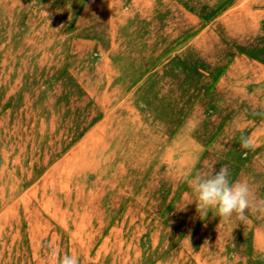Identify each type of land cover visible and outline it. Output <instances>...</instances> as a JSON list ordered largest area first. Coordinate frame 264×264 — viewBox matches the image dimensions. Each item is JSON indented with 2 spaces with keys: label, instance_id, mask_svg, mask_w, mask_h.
Returning <instances> with one entry per match:
<instances>
[{
  "label": "rangeland",
  "instance_id": "1",
  "mask_svg": "<svg viewBox=\"0 0 264 264\" xmlns=\"http://www.w3.org/2000/svg\"><path fill=\"white\" fill-rule=\"evenodd\" d=\"M224 165L264 198V0H0V264H264Z\"/></svg>",
  "mask_w": 264,
  "mask_h": 264
},
{
  "label": "clouds",
  "instance_id": "2",
  "mask_svg": "<svg viewBox=\"0 0 264 264\" xmlns=\"http://www.w3.org/2000/svg\"><path fill=\"white\" fill-rule=\"evenodd\" d=\"M242 147L251 148L253 145L247 137L241 136ZM194 199L197 208L203 212L204 217L209 209L215 211V216L228 218L235 214L238 218H246V213H264V198L256 196L246 180L231 179V171L227 165L215 170L213 167L206 174L189 173L184 178ZM56 264H79V258L74 255H57Z\"/></svg>",
  "mask_w": 264,
  "mask_h": 264
}]
</instances>
